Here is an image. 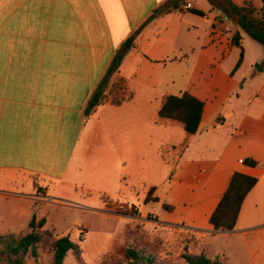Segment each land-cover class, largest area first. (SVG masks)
I'll return each mask as SVG.
<instances>
[{"label":"crops","instance_id":"0c3cea01","mask_svg":"<svg viewBox=\"0 0 264 264\" xmlns=\"http://www.w3.org/2000/svg\"><path fill=\"white\" fill-rule=\"evenodd\" d=\"M166 1L0 0V198L37 204L104 195L107 207L116 200L117 207L147 211L145 200L154 189V198L174 207L172 213L164 211L163 223L201 233L202 241L234 237L253 264H264V113L251 117L248 110L237 119L233 105L230 114H220L224 102L241 97L229 83L248 57L237 72L238 53L228 69L225 65L235 49L240 51L232 45L233 36L239 32L244 47L247 34L232 20L222 22L208 0H187L180 10L142 27ZM232 1L262 7V0ZM140 28L104 101L94 105L116 52ZM257 65L264 69V63ZM176 68L185 70L179 95L188 92L204 102L200 128L192 136L180 123L158 117L164 98L172 95L165 75ZM255 73L262 78L261 90L264 71L256 68ZM118 98L123 99L119 105L114 103ZM174 130L184 142L169 140ZM196 141L201 151L193 161ZM162 149H170L168 160ZM155 154L160 161L156 176L149 172ZM247 159L261 166L240 164ZM236 172L258 183L243 203L236 228L217 232L209 220ZM25 185L35 194L3 192ZM43 186L46 194L40 196L34 187ZM11 213L21 217L25 212L17 206Z\"/></svg>","mask_w":264,"mask_h":264},{"label":"rangeland","instance_id":"374dc122","mask_svg":"<svg viewBox=\"0 0 264 264\" xmlns=\"http://www.w3.org/2000/svg\"><path fill=\"white\" fill-rule=\"evenodd\" d=\"M244 47L240 48V51L235 49L229 59V64L225 65V69H228L236 54L238 53L239 57L242 50L244 57H248V64L244 70L229 83L230 88L240 93L241 97L238 99L235 96L232 102H224L225 104L220 107V114L225 115L230 114L231 107L236 105L239 112L237 119H241L248 110L251 112V117L254 114L257 117L264 113V100L259 94L262 78L255 73L256 64L264 63V47L247 35ZM184 72V69L176 68L174 71L168 72L169 76L165 75V82L168 84L170 94L178 96L183 90L181 75ZM206 72L208 71L205 70ZM169 140L178 144L182 143L184 142L183 134L179 130H174L171 132ZM197 141L191 148V152L194 154L189 157L193 161L198 160L199 151H201ZM169 150L162 149L161 151L165 160H168ZM183 151L184 145L176 148L175 158L170 161L172 166L176 165L177 158ZM158 159L155 154L154 161L149 166L150 175L158 174L160 166ZM131 168L136 169L137 165H132ZM30 185L16 187L17 189L13 190L6 189L3 192L9 196L14 194L34 195ZM34 190L40 196L46 194L44 186L34 187ZM56 193L59 194L58 190ZM49 196H55L54 192H49ZM107 200L104 195H100V197L95 195L88 201L82 199L53 203L49 200L48 203L34 204L27 201H16L13 198H0V236H19L30 233V224L36 219L37 222L45 220L43 231H49L52 236L50 239L56 236L69 237L77 243L82 250L84 264H102L104 260L109 261L111 257L122 261V264H131L119 254V250L125 247L145 251L147 255H156L159 261L165 264H185L182 258L185 249L192 255L204 253L207 258L213 261V264H253L244 244L234 237H209L202 241L205 236L201 233L163 223L164 202H151L148 210L145 211L141 206L132 209L117 207L116 200L107 207L104 204V201ZM17 206H20L25 212L21 217L13 216L11 213ZM49 241V238L46 237V240L39 246L37 261L29 253L26 256L25 264H52ZM256 248L252 246V251L255 252ZM64 264L79 263L74 254L69 252Z\"/></svg>","mask_w":264,"mask_h":264},{"label":"trees","instance_id":"16d2710c","mask_svg":"<svg viewBox=\"0 0 264 264\" xmlns=\"http://www.w3.org/2000/svg\"><path fill=\"white\" fill-rule=\"evenodd\" d=\"M187 0H167L164 4L158 7L147 21L142 25L146 26L154 19L180 10ZM213 11L222 13L229 17L236 25L240 27L252 40L261 44L264 47V0H262V7L257 10L252 3H245L240 6L232 0H208ZM192 13L205 16V13L199 10H191ZM141 27V28H142ZM141 28L130 37L122 47L116 52L106 75L99 83L96 93L94 95V105L101 104L105 99V93L112 76L117 73L119 67L125 58L126 54L135 46V38ZM241 34L237 32L232 39V45L238 48L241 46ZM244 51H241L240 59L235 66L234 72L237 71L243 63ZM115 87L120 90V84ZM123 99H115L114 103L119 105ZM204 112V102L194 97L188 92L181 95L166 96L158 111L160 119L173 120L180 123L188 136L197 134ZM245 164L250 167H259L261 164L254 159H247ZM258 179L236 172L231 177L227 191L221 198L216 210L211 215L209 223L217 232H230L236 228L237 221L248 194L256 187ZM154 189L150 190L145 202H160L159 198H154ZM163 208L168 213L174 212V207L166 203ZM45 220L37 222L34 219L31 224V232L24 235H8L0 236V263L1 264H25L26 256L31 253L35 261L39 259L38 248L49 238L50 251L52 253V264H64L66 256L72 252L79 264H84L82 260V250L80 246L72 241L69 237L56 236L50 239L48 230L43 231L45 227ZM119 254L124 257V260L131 264H165L159 261L156 255H147L145 251L135 248H121ZM185 264H213V261L205 256L204 253L200 255H192L187 253V249L182 254ZM102 264H122V261H117L111 257L110 260H104Z\"/></svg>","mask_w":264,"mask_h":264},{"label":"built area","instance_id":"2783aa9c","mask_svg":"<svg viewBox=\"0 0 264 264\" xmlns=\"http://www.w3.org/2000/svg\"><path fill=\"white\" fill-rule=\"evenodd\" d=\"M189 8H190V5H187V6H186V9H189ZM218 15H219L220 20H221L222 22H228V21L231 20L229 17L224 16V15H223L222 13H220V12H218ZM259 94L261 95L262 99L264 100V81H263V85H262V88H261ZM239 162H240V164H244V163H245L244 160H240Z\"/></svg>","mask_w":264,"mask_h":264},{"label":"water","instance_id":"95a60500","mask_svg":"<svg viewBox=\"0 0 264 264\" xmlns=\"http://www.w3.org/2000/svg\"><path fill=\"white\" fill-rule=\"evenodd\" d=\"M256 68H257L259 71H264V69H263L262 67H260L259 65H257Z\"/></svg>","mask_w":264,"mask_h":264}]
</instances>
